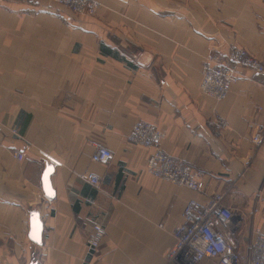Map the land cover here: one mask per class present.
Returning <instances> with one entry per match:
<instances>
[{"label":"crops","instance_id":"0c3cea01","mask_svg":"<svg viewBox=\"0 0 264 264\" xmlns=\"http://www.w3.org/2000/svg\"><path fill=\"white\" fill-rule=\"evenodd\" d=\"M97 1L85 16L52 0H0V264H173L185 204L213 193L243 252L264 230V76L241 69L221 101L199 84L209 54L241 47L264 62V0ZM139 120L201 173L202 193L145 171L152 149L125 141ZM97 146L112 152L107 163L91 161ZM34 210L40 245L28 237ZM94 223L105 233L91 251Z\"/></svg>","mask_w":264,"mask_h":264},{"label":"built area","instance_id":"2783aa9c","mask_svg":"<svg viewBox=\"0 0 264 264\" xmlns=\"http://www.w3.org/2000/svg\"><path fill=\"white\" fill-rule=\"evenodd\" d=\"M69 11L93 16L100 7L97 0H52ZM241 69H249L256 75L264 76V62L250 54L246 49L234 47L222 59L218 55L205 56L201 65L200 91L217 101L223 100L230 86L241 76ZM163 134L151 123L139 120L125 135V141L151 148L152 152L145 163V171L151 176L171 184L183 186L194 192L202 193L205 183L201 173L180 160L166 154L160 147ZM262 133L252 137L259 145ZM20 160L23 154L14 152ZM112 152L106 147L97 146L91 161L107 163ZM85 179L94 186L100 178L94 173H86ZM223 193H213L201 202L197 199L187 201L182 212V221L172 231L173 246L167 259L173 264H197L210 260L215 264H264V230L255 227L253 237L241 252L235 243L236 224L232 222L231 209L224 204ZM105 233L104 227L94 223L86 240L89 250L97 248Z\"/></svg>","mask_w":264,"mask_h":264},{"label":"water","instance_id":"95a60500","mask_svg":"<svg viewBox=\"0 0 264 264\" xmlns=\"http://www.w3.org/2000/svg\"><path fill=\"white\" fill-rule=\"evenodd\" d=\"M53 172V167L48 162H45L44 169L41 175V186L45 196L48 199H52L54 196V191L51 188L50 175ZM42 229L43 225L39 217V212L34 210L31 212L29 219V233L28 237L34 243L40 245L42 239ZM29 264H36L31 262Z\"/></svg>","mask_w":264,"mask_h":264},{"label":"rangeland","instance_id":"374dc122","mask_svg":"<svg viewBox=\"0 0 264 264\" xmlns=\"http://www.w3.org/2000/svg\"><path fill=\"white\" fill-rule=\"evenodd\" d=\"M223 59V58H222Z\"/></svg>","mask_w":264,"mask_h":264}]
</instances>
